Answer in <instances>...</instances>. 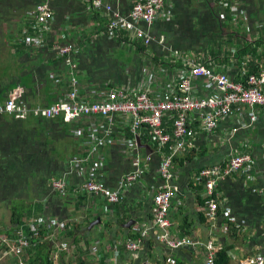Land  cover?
I'll return each mask as SVG.
<instances>
[{
  "label": "crops",
  "instance_id": "crops-1",
  "mask_svg": "<svg viewBox=\"0 0 264 264\" xmlns=\"http://www.w3.org/2000/svg\"><path fill=\"white\" fill-rule=\"evenodd\" d=\"M8 1L14 6L6 8L0 2V49L3 50L0 70L4 73L0 76V100L8 96L9 89H2L9 84H17L16 88L24 90L23 101L30 107L47 106L63 99L69 91L67 82L71 72L59 57L55 48L58 45L72 46L71 56H76L83 68L77 77L80 96L87 99H94L91 92L103 87L128 88L129 93L136 91L145 75L146 61L153 55L162 62L158 69L170 72L173 63L167 51L159 44H150L147 55H141L134 46L111 37L106 33L107 22L102 21L106 13L98 10L99 14L95 15L97 12L88 0H50L54 20L44 34L46 48L26 44L27 37L34 36L32 9L41 0ZM102 1L115 4L113 0ZM134 1L122 0L116 7L126 13ZM165 1L166 14L152 26V33L162 36L165 44L180 51H198L203 61L209 62L208 67L224 72L234 82H242L246 74H252L251 69L257 74L264 66V0H242L238 12L232 14L228 7L223 19L210 5H205V0ZM258 39L263 44L254 43ZM255 46H260L258 52L254 51ZM233 49H236L235 54ZM254 54L262 59L252 58ZM159 78L161 81L154 86L156 93L150 94L153 101L158 100L165 89V74ZM194 89L198 96L206 94L198 81L194 82ZM236 117L232 115L223 120L209 134H196L177 155L172 167V185L177 187L178 194L171 202L169 219L173 235H193L203 242L213 239L219 249L226 248L230 264H245L255 253L264 254V111L258 110V120L249 129H238L247 122L246 115ZM128 121L129 116L117 117L113 135L102 149L104 165L98 171V179L109 190H118L122 179L133 172L132 162L137 155L144 162L145 173L127 186L124 201L113 206L85 193L81 172L68 167V162L84 151V144L75 139L71 130L69 133V129L76 126L48 122L41 127L33 120L23 123L0 117V206H5L8 213H4V217L0 207L1 225L9 223L10 208L20 207V210L25 209L21 221L57 218L67 221L78 235L75 219L96 221L100 216L103 223L87 233L95 238L88 244L90 251L97 249L100 256V259H88L91 262L112 264L110 246L120 240V253L127 256L119 257L118 263L120 259L129 263V257L141 262L145 257L155 260L156 264H165L169 256L181 258L185 264H203L202 248L169 251L152 236L143 242L137 253L126 249L125 241L131 228L153 219V197L161 185L159 149L152 144L145 129L138 132L137 149L128 147L127 141L132 138ZM82 123L98 122L83 118L79 125ZM233 129L236 132L232 134ZM171 145H165L159 152H169ZM240 152L251 159L253 166L220 182L215 189V194L221 195L224 204H228L220 208L222 215L211 222L214 225L211 227L205 218V192L198 173ZM189 155L192 158L188 160ZM146 157L149 160L145 161ZM53 181L65 182L64 194L51 191ZM15 193L19 202L11 196ZM226 214L240 227L226 228ZM130 221L133 223L127 226Z\"/></svg>",
  "mask_w": 264,
  "mask_h": 264
},
{
  "label": "built area",
  "instance_id": "built-area-1",
  "mask_svg": "<svg viewBox=\"0 0 264 264\" xmlns=\"http://www.w3.org/2000/svg\"><path fill=\"white\" fill-rule=\"evenodd\" d=\"M88 1L93 10H103L106 13V33L111 37L119 39L121 33L125 32L132 41L140 42L146 48L150 44H159L172 57L170 72L161 69L151 70L146 63L145 75L136 91L131 90L129 93L128 88L103 87L100 91L91 92L94 99H82L76 79L77 64L71 56L72 46L58 45L55 48L59 57H62L72 74H75L70 78L71 89L64 98L48 107L30 109V106L23 101L24 90L18 87L9 93L6 102L0 105V115L12 114L16 119H25L28 113L48 119L62 116L64 122L76 125L72 133L76 140L84 144V151L82 155L72 158L68 162V167L81 172L80 176L84 178L82 190L85 193L94 194L113 206L124 201L127 186L134 184L145 173L144 162L137 155L132 162L133 172L122 179L118 190H109L98 179V171L104 165L102 149L113 135L117 117H130L128 122L132 138L127 141L130 148L137 149L136 139L140 129H145L150 134L152 144L159 150L169 143L172 144L173 147L169 152L163 153L159 150L157 152L160 155L158 174L161 185L156 189L153 197V219L148 224L133 226L131 233H137V236L128 237L125 247L129 252L137 253L143 241L148 238L146 232L157 229L159 234L153 237L157 242L166 244L170 248L179 246L202 248L203 264H215L219 248L215 246L213 239L204 242L195 237L183 236L176 239L168 232L171 225L169 219L171 202L178 194L177 187L172 185L173 158L183 150L186 142L195 138L196 134L211 133L223 120L232 115H236L239 119L244 115L247 116V122L239 125L238 129H249L256 123L258 110L264 111V66L257 74H246L242 82H234L224 72L208 67L209 62L203 61L202 54L180 51L165 44L162 36H155L152 33V26L157 19L166 14L165 0H135L126 13L116 7L122 0H113L115 4L105 3L102 0ZM228 1L211 0L210 6L221 19L225 18L226 8L230 7V12L235 14L242 2V0ZM49 2L50 0H42L33 7L31 17L34 23L31 29L35 33L33 37H27V45L36 48L45 46L44 34L54 20ZM233 18L235 21L236 15ZM235 51L236 49H233L232 53L235 54ZM161 74H165V89L158 100L152 101L150 94L156 93L154 86L161 81L159 78ZM195 81H198L206 92L204 96L197 95L194 89ZM83 118L96 119L98 123L87 125L84 130L79 126ZM85 131L87 136L84 135ZM234 132L236 129L232 130V134ZM147 160L149 157H146L145 161ZM252 164L251 159L240 152L235 155L230 154L221 164L201 169L198 173V180L204 185V211L211 227L214 226L211 222L218 217V205L222 204L221 199H217L218 195L215 194L216 187L244 168L252 167ZM50 188L53 192L64 194L66 184L64 181H53ZM224 217L227 219L226 228L240 227L234 218L228 217L227 214ZM24 225L35 233L42 226L51 225L54 231L63 230L66 226L64 222L45 220L42 217L24 221ZM13 227L16 231L10 236L7 233H0V259L7 254H20L29 246L27 245L29 235L25 232L24 226L18 224ZM121 244L122 241L117 240L113 246H110L114 258L120 254ZM54 256L56 257L57 253ZM19 264H23L22 256ZM246 264H264V254H255Z\"/></svg>",
  "mask_w": 264,
  "mask_h": 264
},
{
  "label": "trees",
  "instance_id": "trees-1",
  "mask_svg": "<svg viewBox=\"0 0 264 264\" xmlns=\"http://www.w3.org/2000/svg\"><path fill=\"white\" fill-rule=\"evenodd\" d=\"M41 1H39V2H41ZM0 2L5 4L6 8H10V7L14 6L13 5L14 3H10L8 0H0ZM39 2H36L35 4H37ZM210 3H211L210 0H205V5H210ZM35 4H34V6H35ZM210 9L212 11H214L212 7H210ZM95 11L97 12V13H94L95 15L99 14L97 10H95ZM102 21L107 22V17H106V19H103ZM31 32L35 33L32 29H31ZM121 34H122L121 37L118 39L120 42H124L126 44H129L130 46H134L136 52H140L141 55L142 54L147 55L146 49L148 47L147 48L144 47L143 45L136 42L135 40L132 41V39H130L128 37V34H126L125 32H122ZM261 35H262V33H261ZM256 42H258V44H260V45L263 44L262 40H259V39L254 41V43H256ZM46 47L47 46L45 45L43 48H46ZM259 47L255 46V48H253L254 51L258 52ZM196 52H198V51H196ZM201 52H203V51H201ZM239 52H240V50H239ZM255 57L262 59L261 56L254 54V56H252V58H255ZM72 58H74V61H76L75 63L77 64L78 75H79L83 69L81 66V63L77 59L76 56H74ZM148 60H151L150 61L151 63ZM262 61L264 63V60H262ZM146 63H148V67H150L151 70H157L159 67L158 64H161L162 62L159 63V59H157L153 55V58L149 57L147 59ZM169 64L171 66L170 62H169ZM66 68L69 70L68 66H66ZM253 70L254 69H251L252 73H253ZM69 72H71L70 74L72 76L75 75L74 73L72 74V71H69ZM71 75H70V78H71ZM70 78H69V81L67 82V87H69V90L71 89V86H70V80L71 79ZM76 79H77V76H76ZM78 84H79V80H78ZM16 87H17V84H9L8 86L4 87L2 90L5 91V88H7V89H9L8 92L11 93ZM7 99H8V96L6 95L4 98V101L0 100V105L4 104ZM82 99H84V98H82ZM57 102H59V101H57ZM57 102H53L52 104L57 103ZM52 104H50V105H52ZM50 105H47V106H31L30 109L44 108V107H48ZM0 117L9 118L12 121L14 120V121L23 122V123L29 122L30 120H33L34 122L41 124V127L48 122H50V123H58L59 122V124H62V125L63 124L71 125V123L64 122L62 116L56 117L54 119H48V118H43L40 116H34V115H32V113H28V115L26 116L25 119H16V118H14V116L12 114H2V115H0ZM95 121H96V119H95ZM80 123H81V121H80ZM74 126H76V125H74ZM81 127L85 130V128H87V125H83V123H82ZM70 130L72 133L73 128L69 129V133H70ZM84 135L87 136L86 131L84 132ZM191 158H192V155H189L188 157H186V159H188V160ZM176 160H177V156H175L173 158V165L175 164ZM232 176H234V175H232ZM202 186L204 188L203 183H202ZM216 189H218V186L216 187ZM214 196H216V195L214 194ZM213 198H214V200L217 201V199L215 197H213ZM219 199H221V201L223 203L218 205V217L221 215L220 214V208H224L228 204L227 202H226L227 204H224L225 201H224L222 196ZM203 204H204V201H203ZM9 210L11 213L9 223H7V224L4 223L2 225L0 223V233H7L10 236V235H12V233L14 231H16L15 228L13 227V225H18V224L23 225L25 232L29 235V238H28L29 239V244H28L29 246L24 248V250L20 254H7V256L0 259V264H19L21 256H22L23 264H68V263L70 264V260H69V255H70L69 247H70V245H73L74 251L76 253H78L77 256L80 255V257H78L79 262L77 264H98V263L91 262V260H86L81 254L84 251L80 250L81 247L83 249L85 248V243H86V245L90 244L91 242H93V240H90V239L85 240V239L79 237V235L76 234L73 227L71 225H69L68 223H66L65 228L63 230H60V231H54V229L51 225L50 226L47 225V226L40 227L38 232L35 233L34 230L29 231L28 228L24 225V221H21L22 216L25 214L23 212V211H25V209L20 210V207H12ZM29 210L30 209H28V211H26V213L29 214ZM205 218H206V215H205ZM126 230H128V229H126ZM128 236L131 238H135L137 236V233L136 234L130 233V234H128ZM66 238L69 239L68 242L60 241L61 239H66ZM57 240H59L64 245H60V242H59V246H56L55 242H58ZM143 242H145V240ZM65 245L67 247L63 248ZM188 248H191L193 250L196 249L194 247H188ZM55 253H57L56 257L54 256ZM106 258H108L107 255H106ZM174 259H175L174 264H185L184 260L181 258L175 257ZM99 264H102V263H99ZM215 264H230V257L227 254V250L225 247H222L221 249H219L217 251V257L215 260Z\"/></svg>",
  "mask_w": 264,
  "mask_h": 264
},
{
  "label": "rangeland",
  "instance_id": "rangeland-1",
  "mask_svg": "<svg viewBox=\"0 0 264 264\" xmlns=\"http://www.w3.org/2000/svg\"><path fill=\"white\" fill-rule=\"evenodd\" d=\"M2 51L3 50H1L0 49V54L2 53ZM5 55V54H4ZM118 56V55H117ZM119 57V56H118ZM4 75V73L0 70V76L2 77ZM24 99V98H23ZM88 119H90V118H88ZM224 138V137H223ZM228 159V157L226 158V159H224L222 162H224V161H226ZM17 191V190H16ZM88 195H91V196H94V197H97V198H99L98 196H96V195H94V194H90V193H87ZM18 195V193H15V195H11L13 198H15V200H16V202H19L17 199H16V196ZM11 197V198H12ZM221 197V195H219L218 197H217V199L218 198H220ZM4 203H6V202H4ZM1 207V214L4 216V213L7 215L8 213H7V211H5V206H0ZM11 209V208H10ZM5 217V216H4ZM85 218H87L88 219V217H86L85 216ZM51 219H53V218H51ZM90 219H92V218H90ZM49 220V219H48ZM53 220H55V221H58L59 223H68L67 221H65V220H59V219H57V218H55V219H53ZM76 220V230H78V235H79V237H81V238H83V239H90V240H92V238L93 239H95L94 237H93V235H88L87 233L88 232H91L92 230H93V228L95 227V226H98V225H101L102 223H103V221H102V217L100 218V216L97 218V220L96 221H93V219L91 220V221H78L77 219H75ZM98 220H100V222H98V223H96ZM171 226V225H170ZM170 226H169V228H168V232H169V234H170V236H172V237H174V238H176V239H180V238H182L183 236H185V237H195L196 238V236H193V235H180V236H176V235H173L172 233H171V230H170ZM73 227V226H72ZM39 230V229H38ZM38 230H37V232H38ZM155 234H156V236H158V234H159V230H157V229H155V230H148L147 232H146V235L148 236V237H150V236H152V237H154L155 236ZM97 239V238H96ZM197 239V238H196ZM58 242H56V245H59V242L60 241H66V242H68L69 241V239H61L60 241L59 240H57ZM99 241H97V244H99L98 243ZM27 245H28V243H27ZM60 245H64L63 243H61L60 242ZM164 245V247H165V249L166 250H171V251H173V250H175V249H179V248H184V247H189V246H179V247H175V248H170V247H168V245H166V244H163ZM66 246V245H65ZM67 247V246H66ZM97 247H98V245H97ZM93 248H94V246H93ZM24 250V249H23ZM80 250L81 251H84V252H80L81 254H82V256L86 259V260H88V259H93V258H96V259H100V256L98 255V250L96 249V250H93L92 249V252L90 251V245H86V243H85V248L83 249L82 247L80 248ZM69 251H70V255H69V260H70V264H77L78 262H79V260H78V257H80V255L79 256H77L78 255V253H76L75 251H74V247H73V245H70V247H69ZM120 252V251H119ZM257 253H260V252H257ZM257 253H255V254H257ZM254 254V255H255ZM253 255V256H254ZM127 256V254H125L124 256H122L121 255V253L120 254H118V257L117 258H113V259H111V263L112 264H156V262H155V260H152L151 258H143L142 260H141V262H140V260H138V259H135V260H132L130 257H129V263H126V262H124V260H119V263H118V258L119 257H126ZM149 257V256H148ZM252 257V256H251ZM163 260V259H162ZM95 262H98V260H95ZM175 263V259H173L172 257H167L166 259H165V264H174ZM247 263V262H246ZM245 263V264H246ZM69 264V263H68ZM163 264V263H162Z\"/></svg>",
  "mask_w": 264,
  "mask_h": 264
},
{
  "label": "water",
  "instance_id": "water-1",
  "mask_svg": "<svg viewBox=\"0 0 264 264\" xmlns=\"http://www.w3.org/2000/svg\"><path fill=\"white\" fill-rule=\"evenodd\" d=\"M98 222H100V220H98L96 223H98ZM132 223H133L132 221L128 222L127 226H129Z\"/></svg>",
  "mask_w": 264,
  "mask_h": 264
}]
</instances>
